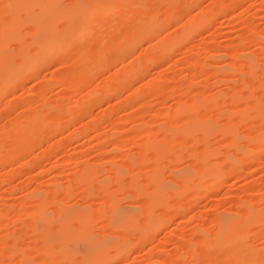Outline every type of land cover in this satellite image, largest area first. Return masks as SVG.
Returning a JSON list of instances; mask_svg holds the SVG:
<instances>
[{
    "label": "rangeland",
    "instance_id": "rangeland-1",
    "mask_svg": "<svg viewBox=\"0 0 264 264\" xmlns=\"http://www.w3.org/2000/svg\"><path fill=\"white\" fill-rule=\"evenodd\" d=\"M115 2L0 0V264H264V0Z\"/></svg>",
    "mask_w": 264,
    "mask_h": 264
},
{
    "label": "bare ground",
    "instance_id": "bare-ground-1",
    "mask_svg": "<svg viewBox=\"0 0 264 264\" xmlns=\"http://www.w3.org/2000/svg\"><path fill=\"white\" fill-rule=\"evenodd\" d=\"M101 1V0H100ZM102 1H105V0H102ZM116 2L118 1V0H115ZM116 2L114 3V4H116ZM119 2H121L122 3V5H123V2L122 1H119ZM118 3V2H117ZM100 5H101V3H100ZM119 5V4H118ZM116 6H117V4H116ZM116 6H115V8H116ZM106 8L107 6L106 5H104L103 6V4L101 5V7H95L94 9L96 10V9H99V10H97L96 12H95V15H97V14H103V12L105 11H103V8ZM101 9V10H100ZM95 10H92L91 11V14L92 13H94V11ZM124 10V9H123ZM103 11V12H102ZM99 12V13H98ZM97 13V14H96ZM99 14V15H100ZM101 16V15H100ZM96 17V16H95ZM98 17V16H97ZM59 43H61V42H55V43H53V44H50V45H48L47 46V48L49 49V51H48V57H50V56H54L56 53H55V51H57V47L60 45L61 46V44H59ZM57 46V47H56ZM58 52H59V49H58ZM50 54H52V55H50ZM58 54V53H57ZM56 54V55H57ZM128 80V79H127ZM10 83L11 82H9V84L7 83V82H5V83H3V86H2V88H4L5 86H10ZM90 167V166H89ZM93 167V166H92ZM88 169V168H87ZM87 169H85V171H83V172H85V173H87V176H86V178H90V176L89 175H91V176H93V175H95V174H97L95 171H97L96 169H90L89 171L87 170ZM99 170V169H98ZM84 173V174H85ZM84 176V175H83ZM96 176V175H95ZM95 176H93V177H95ZM79 177V176H78ZM85 177V176H84ZM77 178V177H76ZM74 209V208H73ZM71 210V211H70ZM68 212L67 211H65V213H64V216H66L67 218H71V217H76V216H84L85 215V213L83 212V210L81 209V210H72V209H70ZM67 212V213H66ZM62 216V215H61ZM132 218H133V214H132V212L130 211V210H125V211H123V212H121V215H120V222H124V221H126V222H129V221H131L132 220ZM261 220H264V217H261L260 218ZM45 221H46V223H48V220H49V217H47L46 219H44ZM44 221V222H45ZM221 223H222V226H221V228H220V230L218 231V234H217V239L219 240V241H221V239H222V243H224L226 246H233L234 248H232V250H238L237 252L239 253L238 254V256H239V259L241 258V257H243V258H241V259H243L244 261H245V259H246V261L248 260V261H250V262H254V261H257V260H255L256 259V256H258L257 258L259 259L260 258V256H263V255H261V254H258V253H255L254 252V250L253 249H250L249 248V246L248 247H245L243 244H242V241H241V235H242V233L241 232H239L238 231V229H239V225H238V222H237V218L236 217H234V216H231V215H229V217H225V218H223L222 219V221H221ZM61 230L63 229V226H61V225H59L58 226ZM87 229H88V231H82V233H80L81 235H83V237L86 239V242L89 244V246L90 245H92V246H99V245H102V248L104 247V244H107L108 243V240H112V238H105V237H103V238H101V239H104V240H101V239H99L98 237H99V235H97L96 233H94V231L95 230H91L90 229V227H87ZM101 240V241H100ZM228 244V245H227ZM243 245V246H242ZM230 247V248H231ZM91 249V251H92V248H90ZM101 249V248H100ZM257 252V251H256ZM263 252V251H262ZM94 253H95V251H94ZM263 254V253H262ZM87 256H86V259H84V262H82L83 264H89V263H91L92 262V259H93V257L91 256L92 254L91 253H87L86 254ZM234 256V255H233ZM245 258V259H244ZM86 260V261H85ZM240 261V260H239ZM257 262H260V261H257ZM78 264V263H77Z\"/></svg>",
    "mask_w": 264,
    "mask_h": 264
}]
</instances>
